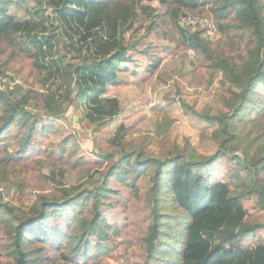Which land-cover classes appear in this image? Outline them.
Masks as SVG:
<instances>
[{"label": "trees", "instance_id": "16d2710c", "mask_svg": "<svg viewBox=\"0 0 264 264\" xmlns=\"http://www.w3.org/2000/svg\"><path fill=\"white\" fill-rule=\"evenodd\" d=\"M206 5L216 24L215 40L198 24L179 25L180 33L170 27L180 15H207ZM145 21L143 33L161 24L177 51L194 50L202 84L211 86L219 105L202 109L183 98L181 105L191 119L208 126L215 147L197 153L189 143L175 144L179 149L164 154L145 145L120 149L125 128L120 123L110 138L115 145L98 151L106 160L119 152L100 175L77 152L76 138L44 119L66 117L74 98L77 110L96 126L119 116L123 99L105 93L135 53H148L138 49L140 36L126 39L129 29ZM157 65L151 61L147 71ZM17 76L33 80L24 85ZM38 97L43 112L32 107ZM262 109L264 0H0V264H102L110 247L120 245L143 183L153 208L146 209L140 264H196L201 245L195 229L215 211L220 218L210 226L207 258L227 264L226 255L257 252L263 261L264 127L256 121ZM242 115L259 129L247 131V142L240 145L243 135L235 122ZM40 158L53 164L41 171L55 190L39 192L37 203L24 212L14 204L25 184L20 174L8 196L1 195L6 168L24 170ZM71 172L80 185L76 192L66 185ZM169 176L178 182V196L174 185L161 191ZM176 199L188 202L181 204V214L166 210V201L174 206Z\"/></svg>", "mask_w": 264, "mask_h": 264}, {"label": "rangeland", "instance_id": "374dc122", "mask_svg": "<svg viewBox=\"0 0 264 264\" xmlns=\"http://www.w3.org/2000/svg\"><path fill=\"white\" fill-rule=\"evenodd\" d=\"M156 2V1H155ZM158 11L160 10L159 5ZM207 15L195 16L187 14L178 16L170 24V27L180 33V26L192 25L195 29L198 24L206 27L207 33L216 39V24L210 8L206 5ZM186 17V18H185ZM149 21V20H148ZM148 21L143 22L139 29H129L126 32V39L132 36H140L141 40L138 49L145 48L148 53H135V61L121 67V77L118 81L109 83L105 95L116 96L123 99V109L120 115L108 121L106 124L96 126L94 122L83 116V111L77 110L74 98L68 104L64 118H47L44 120L53 121L61 125V129L76 138L74 147L78 153L87 157V166L90 169H97L100 175H103L107 167L118 157L119 152L114 153V158L110 160L103 159L98 155L100 147L102 149H111L110 138L115 133L117 126L121 123L125 128L120 132L119 138L122 141L118 145L120 149H130L134 145H145L153 153L164 154V150L179 149L180 146L192 145L197 153L213 151L215 144L208 134V126H204L193 119L183 110L181 98L194 104L197 108H208L215 110L218 104L214 99L211 86H203L201 69L196 65V56L192 48L188 47L177 51L175 42L169 38L163 31L162 25H158L149 33H143L144 26ZM214 25V27L212 26ZM137 27V24H136ZM143 33V35H142ZM151 61H157L158 65L155 71H147ZM33 78L17 76L15 81L28 85ZM65 81V80H64ZM68 81V80H67ZM67 81H65L67 83ZM72 93V90H71ZM73 94V93H72ZM71 94V97L73 96ZM34 110L42 111V103L39 97L32 103ZM81 107V106H80ZM254 115H256L254 113ZM257 122L264 127V109L257 115ZM236 127L241 135L240 145L247 142L248 136L244 135L247 131L251 134L259 129L253 127L248 116H241L236 119ZM99 145V146H98ZM29 165L16 170L12 165L7 166L5 178L1 185L2 197L6 198L12 188L14 178L20 174L24 177L25 184L17 193L14 204L27 212L39 200V192L55 190V182L46 179L41 170L49 171L53 164ZM103 160V161H102ZM106 160V161H104ZM14 169V170H13ZM148 175V174H147ZM76 172L66 175L67 186L72 187L74 192L80 189V185L75 180ZM145 177V176H144ZM167 186L161 191H167L169 186L173 187V193L179 195L178 182L170 176L165 179ZM177 187V188H176ZM82 198V197H81ZM147 189L143 183V197L130 210L127 222L120 231L119 246H112L108 254L103 255L102 264H140L143 261L145 250L141 243V236L145 232L147 225L146 209L152 210L153 206L147 199ZM182 203H188L180 199L176 202L166 201V210L170 212L178 211L181 214ZM115 221L121 223L122 216L116 213ZM220 217L217 211L209 214L205 220L199 222L195 229L196 236L200 240V249L196 254V264H221L213 257L207 258L211 253L212 239L210 238V226ZM150 221V219H148ZM167 228V227H166ZM174 231V226L171 228ZM257 252L250 254L226 255L224 259H230L227 264H264ZM55 264H65L62 261H55Z\"/></svg>", "mask_w": 264, "mask_h": 264}, {"label": "built area", "instance_id": "2783aa9c", "mask_svg": "<svg viewBox=\"0 0 264 264\" xmlns=\"http://www.w3.org/2000/svg\"><path fill=\"white\" fill-rule=\"evenodd\" d=\"M186 18V17H185ZM214 27V25H212Z\"/></svg>", "mask_w": 264, "mask_h": 264}]
</instances>
